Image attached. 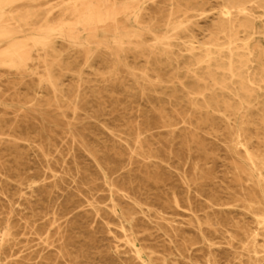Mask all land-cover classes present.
Returning a JSON list of instances; mask_svg holds the SVG:
<instances>
[{
  "label": "bare ground",
  "instance_id": "1",
  "mask_svg": "<svg viewBox=\"0 0 264 264\" xmlns=\"http://www.w3.org/2000/svg\"><path fill=\"white\" fill-rule=\"evenodd\" d=\"M206 10L198 0H0V70L33 82L29 96L18 93L31 116L17 126L30 129L40 169L13 195L0 188V264H171L138 214L151 219L152 200L165 202L148 184L165 182L169 158L192 170L171 204L189 210L198 231L225 226L224 215L211 217L221 211L211 138L241 186L232 196L264 227V0ZM203 198L209 209L195 202ZM235 226L252 257L257 234Z\"/></svg>",
  "mask_w": 264,
  "mask_h": 264
},
{
  "label": "rangeland",
  "instance_id": "2",
  "mask_svg": "<svg viewBox=\"0 0 264 264\" xmlns=\"http://www.w3.org/2000/svg\"><path fill=\"white\" fill-rule=\"evenodd\" d=\"M57 1L50 0V2ZM198 1L200 5L207 9L204 15L211 14L218 6V0ZM159 4H163V1H160ZM195 18L203 20V14L196 15ZM209 22H203L202 25L206 27L210 25ZM258 24L262 29L260 18ZM260 42L264 44L263 40ZM0 75V88L4 91L0 92V188H8L10 195H13L12 193L19 190L21 181L27 180L40 171L33 160L32 146L25 139L28 137L25 133L29 132L28 130L30 129L24 127L21 130L17 126L22 120L31 116V103H21L18 93L22 94L23 98H26V95L29 96L28 90L29 87H32L33 82L29 77H25L22 80L14 71L7 69H1ZM20 81L22 83H19ZM136 104L146 108L144 102L137 101ZM100 135L103 136L104 140L111 141L105 133L102 132ZM155 137L161 138L162 135ZM210 142L216 143L215 151L217 157L211 160L209 165L212 166L216 175V183L213 184V188L217 190L218 199H216L215 207L221 208L220 213H212L211 217L214 219L216 216L224 215L226 217L225 226L219 231H214L207 227L198 231L189 225V220L192 218L189 210L185 207L176 208L171 204L173 190H177L180 196H185L186 191L180 181V175L186 173L191 177L192 170L187 164L179 165L169 158V163H165L160 167L165 175V182L160 186L152 183L148 184V187H150L149 192L151 193L150 197L155 196V193H160L163 195L165 202L152 200L153 214L151 219L142 213H139L138 216L146 219L144 224L152 234L153 240L157 241L161 246V249H164L166 253H171L169 255L171 264H264V227L257 223L255 214L249 212L242 202L236 200L231 194V189L236 190L241 186L236 185L232 181V169L226 163L227 152L222 145V141L219 138H211ZM17 156H21L22 159L20 161L16 160ZM81 159L86 158L81 157ZM87 162L90 161L88 160ZM154 167L155 165H151L148 169H153ZM43 178L41 177L40 180ZM242 186L245 189L249 188L248 183H243ZM57 201H61L64 205L67 204V201L63 200L62 197ZM100 201L104 203L106 199L101 197ZM210 201V199L206 198L195 200L197 204L202 205L206 209H209L207 204ZM35 204L40 205L38 202ZM261 207H264V203L261 204ZM155 212H158L165 219L155 216ZM91 215L89 212L88 216L85 217L89 219L90 227L98 226V223L94 221ZM105 216L111 222H117L110 215L106 214ZM200 218L202 221L207 219L205 211H200ZM155 222L158 223L155 224ZM237 223L246 226L251 234H257L258 252L255 254L251 253L253 254L252 257L245 249L248 237L243 230L235 226ZM171 228H176L179 235H175L177 231ZM203 234L208 238L207 242L203 240ZM77 235H81L80 232ZM99 235L102 236V243L108 244L112 242L111 237L108 236L111 234L103 235L99 233ZM184 238L193 239L195 243L190 246L189 250L181 252L179 246ZM24 243L33 245L32 249L40 248V245L35 240H29ZM124 254L128 255V253ZM97 264H102V262Z\"/></svg>",
  "mask_w": 264,
  "mask_h": 264
}]
</instances>
